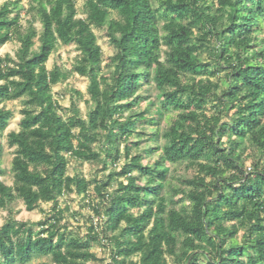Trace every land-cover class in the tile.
<instances>
[{"label":"trees","instance_id":"16d2710c","mask_svg":"<svg viewBox=\"0 0 264 264\" xmlns=\"http://www.w3.org/2000/svg\"><path fill=\"white\" fill-rule=\"evenodd\" d=\"M0 3V49L20 42L16 60L0 57V209L10 211L0 264H89L100 261L96 244L110 249L108 264H264V0H84L83 18L77 0ZM95 30L114 48L107 71ZM61 44L80 53L72 71L47 67ZM74 74L88 78L89 99L70 88L64 110L54 87ZM148 87L160 94L154 117L137 111ZM16 100L10 186L1 137L14 118L4 105ZM165 116V144L145 164L132 139ZM249 151L260 159L247 173ZM74 161L112 170L89 181L70 175ZM181 163L195 174L164 193L170 166ZM72 194L98 199L84 235L61 207ZM20 201L29 212L52 206L39 223L21 222L11 211Z\"/></svg>","mask_w":264,"mask_h":264},{"label":"rangeland","instance_id":"374dc122","mask_svg":"<svg viewBox=\"0 0 264 264\" xmlns=\"http://www.w3.org/2000/svg\"><path fill=\"white\" fill-rule=\"evenodd\" d=\"M30 0H23V4L28 8V3ZM84 0H77L78 9L80 11V18H83L82 14V5ZM1 4V3H0ZM32 20L31 15L26 14L23 19V24L26 26L27 22ZM35 26L41 30L42 26L39 22L35 24ZM99 44L103 49L104 54V63L103 68L104 71H107V65L109 62V58L114 55V48L109 43L106 38L104 32L100 30H95ZM259 36L264 38V26L262 31L259 33ZM20 47V42L18 40H14L12 42L7 43L0 49V57L4 58L7 55H10L12 58L16 60V53ZM80 56V53L77 51L76 46L74 44L71 45H59L58 49L51 55L47 67L51 70L54 64L60 65L63 69L72 71L74 63L76 59ZM207 58L208 56L205 55ZM224 73L220 75V79L223 78ZM223 80V79H222ZM89 86V80L86 77H80L77 74L72 75L71 79L67 83H62L56 85L54 87L55 97L59 100L62 108L67 110L70 107V88H76L81 91L87 99L89 96L87 94V89ZM143 95L147 98L138 108V112L145 111L150 109V113L147 115L148 117H154L158 113L160 109L161 99L159 91L156 90L155 87H148L147 91H144ZM7 109L11 110L14 113V118L11 120V123L8 129L4 132L1 137V142L4 145V152L1 157L2 169L5 171V176L1 178L7 185H13V174H12V160L15 154V148H11L8 145V135L13 131H18L20 128V123L22 119L21 110H22V101L16 100L14 102H9L4 105ZM80 108L84 115L87 113V107L84 102L80 103ZM169 124V117H164L162 124L159 127H154L149 123H142L139 126V131L142 133V136H135L132 139L133 143H137L138 149L135 151H139L144 157V163L149 164L153 163L159 156V153L149 154L148 152L151 149H156L158 147H162L165 144V140L162 138V134L166 127ZM158 131L160 134L157 137V141L154 140V134ZM95 148H99V145L96 144ZM123 148V147H122ZM252 149L251 147H249ZM252 152L247 153L246 159V167L245 170L247 173L253 171L254 163L260 159V154H256V157H251L250 154ZM124 163L122 160L121 164ZM112 169L105 171L103 169V165L101 163H78L72 162L70 166L69 173L70 175L80 174L84 176L87 180H106L108 174ZM195 174L194 169L189 168L185 163H181L178 165L170 166V174H169V183L165 185L164 193H167L172 186H181L180 178L192 177ZM167 200L170 202L172 200L171 194H166ZM92 196V195H91ZM95 198V199H94ZM98 202L96 197H92L91 200L88 198L83 199L76 194H72L68 197L63 198L61 201V207L64 209L66 206L70 208V212H67L66 222H68L70 226V230L74 232H79L84 235L87 232V228L89 227L91 221L90 219L94 216L92 204L91 202ZM51 204H42L41 207L33 212H29L26 210L23 202L15 203L11 210L13 212V216L16 220L21 222H30V223H39L40 221L45 219L46 212L51 210ZM10 216V211L0 209V226L5 224ZM75 216V217H74ZM98 223V218L95 219V222ZM65 222V223H66ZM36 231L39 228L36 226L34 228ZM242 235V234H241ZM92 251L97 254L98 262H90L89 264H108L111 260V251L108 247H104L101 244L94 245ZM137 260V259H136ZM169 263L174 264L173 261L169 258ZM20 264V263H17ZM28 264H52L49 258H35Z\"/></svg>","mask_w":264,"mask_h":264},{"label":"built area","instance_id":"2783aa9c","mask_svg":"<svg viewBox=\"0 0 264 264\" xmlns=\"http://www.w3.org/2000/svg\"><path fill=\"white\" fill-rule=\"evenodd\" d=\"M100 220H99V218H98V222H99ZM97 222V221H96Z\"/></svg>","mask_w":264,"mask_h":264}]
</instances>
